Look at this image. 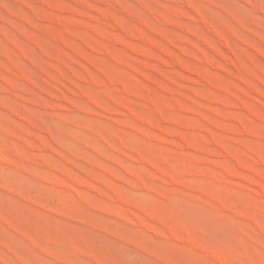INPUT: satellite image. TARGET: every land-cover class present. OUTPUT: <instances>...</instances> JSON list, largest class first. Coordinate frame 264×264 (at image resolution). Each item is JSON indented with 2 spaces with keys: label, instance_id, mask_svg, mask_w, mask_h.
<instances>
[{
  "label": "rangeland",
  "instance_id": "rangeland-1",
  "mask_svg": "<svg viewBox=\"0 0 264 264\" xmlns=\"http://www.w3.org/2000/svg\"><path fill=\"white\" fill-rule=\"evenodd\" d=\"M0 264H264V0H0Z\"/></svg>",
  "mask_w": 264,
  "mask_h": 264
}]
</instances>
